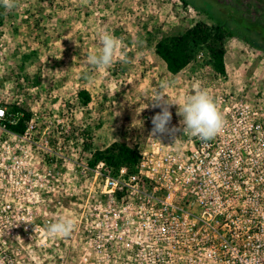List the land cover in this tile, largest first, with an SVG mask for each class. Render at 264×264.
<instances>
[{"label": "rangeland", "instance_id": "obj_1", "mask_svg": "<svg viewBox=\"0 0 264 264\" xmlns=\"http://www.w3.org/2000/svg\"><path fill=\"white\" fill-rule=\"evenodd\" d=\"M205 1L228 17L236 11L245 18L240 24L244 36L248 21L259 23L258 34L264 35V0ZM11 11L12 17L0 26V106L19 103L29 110L34 124L29 135L39 143L47 139L58 153L37 152L42 159L40 171L48 167L57 177L53 180L56 197L46 200L50 208L35 211L37 223L46 218L55 223L92 217L89 205L95 203L101 178L85 169L89 153L83 152L82 140L90 137L93 148L124 141L142 149L152 117L160 111L148 100L157 91L179 105L198 88L212 98L214 93L242 91L251 97L254 90H264V51L239 37L225 41L226 76L217 74L204 55L178 74L167 71L154 52L155 42L182 32L196 20L211 23L179 0H17ZM232 21L237 22L236 17ZM104 33L113 35L119 47L113 64L99 69L89 65L87 57L100 51ZM32 50L35 55L23 69L19 56ZM25 74L37 79V84L27 86ZM164 83L168 87L161 89ZM81 88L91 95L87 106L77 98ZM178 105L170 106L169 127L182 120ZM45 235L32 242L43 241ZM41 247L36 264H81L68 252L47 258Z\"/></svg>", "mask_w": 264, "mask_h": 264}, {"label": "built area", "instance_id": "obj_2", "mask_svg": "<svg viewBox=\"0 0 264 264\" xmlns=\"http://www.w3.org/2000/svg\"><path fill=\"white\" fill-rule=\"evenodd\" d=\"M213 99L226 121L215 138L201 141L178 123L147 138L136 172L102 175L100 163L92 217L68 218L71 234L56 239L51 219L37 223L35 211L50 208L57 180L40 171L37 152L57 150L32 139V118L22 134L9 130L0 106V264H36L39 246L81 264H264V90Z\"/></svg>", "mask_w": 264, "mask_h": 264}, {"label": "trees", "instance_id": "obj_3", "mask_svg": "<svg viewBox=\"0 0 264 264\" xmlns=\"http://www.w3.org/2000/svg\"><path fill=\"white\" fill-rule=\"evenodd\" d=\"M179 1L184 6L191 5L197 12L206 16L211 23L202 19L196 20L182 32L164 35L155 42L154 52L164 62L169 73L174 75L180 73L192 61L204 55L207 56L208 64L217 74L226 76L225 41L227 38L239 37L252 47L264 51L262 43L264 35L258 34L260 33L258 29L261 27L259 23L248 21V34L244 36L240 32L242 29L240 24L244 23L243 19L245 18L237 14L236 11H233V14L237 22L233 23L234 15L228 17L224 11L211 9L205 0ZM12 15L11 10L0 7V26L3 25L7 16L12 17ZM34 55L35 51L32 50L19 56L23 69ZM22 79L27 86L37 84V79L28 74H25ZM77 98L83 106H87L91 101L90 93L84 88L77 91ZM1 106H4L6 110L4 122L7 128L22 134L32 118L31 112L19 103L2 104ZM90 140L91 138L87 135L82 140L83 152L89 153V158L86 161V166L89 169L95 170L101 163L99 171L102 175L116 176L123 168L126 175L137 171L140 157L138 147L124 141H113L102 148H93Z\"/></svg>", "mask_w": 264, "mask_h": 264}, {"label": "clouds", "instance_id": "obj_4", "mask_svg": "<svg viewBox=\"0 0 264 264\" xmlns=\"http://www.w3.org/2000/svg\"><path fill=\"white\" fill-rule=\"evenodd\" d=\"M0 7L11 10L17 7V0H0ZM100 44V51L96 54H90L87 57V63L95 68L107 69L114 62L119 44L117 39L109 33L100 36ZM122 59L126 60V57H122ZM167 87V83L161 85V89ZM148 100L152 102L153 108L160 109L152 117V129L149 137L152 138L165 133L171 135L177 131L175 127H169L172 122V112L169 109L170 106L178 104L171 101L167 95L163 94L162 90L157 91ZM178 106L177 115L182 117L180 123L183 126V132L197 137L201 141L215 138L225 126V118L207 90L198 88L193 95L186 97L184 102ZM14 226H19V224L12 227ZM73 228L74 223L71 219H61L49 224L46 231L52 237H68ZM0 235H7V232L0 233Z\"/></svg>", "mask_w": 264, "mask_h": 264}]
</instances>
